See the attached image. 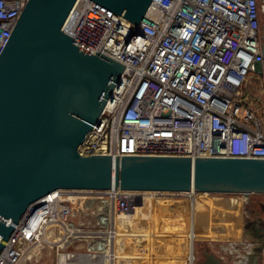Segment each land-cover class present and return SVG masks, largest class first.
<instances>
[{"label":"built area","instance_id":"2783aa9c","mask_svg":"<svg viewBox=\"0 0 264 264\" xmlns=\"http://www.w3.org/2000/svg\"><path fill=\"white\" fill-rule=\"evenodd\" d=\"M27 1L0 0V52ZM62 29L79 47L125 65L81 156L264 158V104L256 108L244 95L254 79L264 81L255 0H151L138 25L77 0ZM72 191L53 190L28 208L1 249L0 264H21L45 240L60 248L88 242L85 252L62 250L56 264H97L80 255L105 260L117 251L111 202L131 194L99 190L95 198L103 199L108 217L80 227L72 221L82 211L68 197ZM54 232L57 239L48 240Z\"/></svg>","mask_w":264,"mask_h":264},{"label":"water","instance_id":"95a60500","mask_svg":"<svg viewBox=\"0 0 264 264\" xmlns=\"http://www.w3.org/2000/svg\"><path fill=\"white\" fill-rule=\"evenodd\" d=\"M76 1L28 0L0 52V251L28 208L56 189L264 192V158L80 155L125 65L63 31ZM90 1L135 25L151 3ZM255 4L264 59V0Z\"/></svg>","mask_w":264,"mask_h":264},{"label":"rangeland","instance_id":"374dc122","mask_svg":"<svg viewBox=\"0 0 264 264\" xmlns=\"http://www.w3.org/2000/svg\"><path fill=\"white\" fill-rule=\"evenodd\" d=\"M244 95L251 105L261 107L264 104V81L254 79L245 88ZM72 192H77L68 193L69 197H76L74 207L82 209L72 217L76 226L90 227L100 216H107L108 211L104 207L103 199L95 198V194H101L103 191ZM126 192L131 195H122L111 202V221L118 238L117 251L113 252L115 264H189L186 235L191 230L192 214L196 230V239L192 244L195 264H198L204 253L218 254L223 257L224 264H242L240 255H246L248 248L243 244L229 247L226 241H222L229 239L233 242L232 239L238 237L244 240V230L232 227L230 221L222 222L218 217L217 212L221 213V210L215 202L226 194L194 192L191 197L189 192ZM234 196L240 205L245 195ZM254 207L259 208L258 203ZM245 234L249 236L246 240L251 244L254 241L253 236L247 232ZM48 236V240L55 241L58 234L54 232V235ZM57 244L48 243L46 240L41 242L38 247L30 250L21 264H56L58 253L62 250L85 252L88 247L87 241L66 243L63 248Z\"/></svg>","mask_w":264,"mask_h":264},{"label":"flooded vegetation","instance_id":"af4514ba","mask_svg":"<svg viewBox=\"0 0 264 264\" xmlns=\"http://www.w3.org/2000/svg\"><path fill=\"white\" fill-rule=\"evenodd\" d=\"M224 194L226 195L217 199L215 202L221 210V213H224L222 215L220 213L218 216L220 217L219 219H221L220 221H227V223L230 221V225L232 227H239V224H241V226L245 227L247 233L253 236L254 240L258 239L257 243L252 244V248L254 250L252 253L253 255L250 256L249 261L248 259L243 258L242 264H261L262 251H264V192H249L246 194L242 192H231ZM234 195H245L242 199V206L239 211L235 208V205L238 207V203H236L237 197ZM252 195H256L258 197H253ZM256 203H258L259 206L257 209L254 207ZM236 210L238 214H240V217L237 212H234ZM225 216L228 218L226 219ZM210 257L211 254L204 253L198 264H202Z\"/></svg>","mask_w":264,"mask_h":264},{"label":"crops","instance_id":"0c3cea01","mask_svg":"<svg viewBox=\"0 0 264 264\" xmlns=\"http://www.w3.org/2000/svg\"><path fill=\"white\" fill-rule=\"evenodd\" d=\"M192 201H193V199H192ZM238 203V202H237ZM240 206H242V202L240 203V205H239V203H238V207H235L236 209H238V211L240 210ZM234 208V209H235ZM235 213L237 212V210L236 211H234ZM217 214H219L220 215V213L219 212H217ZM222 214H224L223 212L221 213V215ZM237 214H238V212H237ZM193 215V214H192ZM192 215H190L191 216V218H190V222H191V226H192V221H193V218H192ZM239 215V217H240V214H238ZM242 229V231L244 230V232H243V235H244V240H240V238L238 237V239H232V241L233 242H231V241H229V239H225V240H222L223 242H227V245L230 247H235L237 244H243L245 247H247L248 249H246V251H245V254L246 255H240V257H241V259H240V263H242V260H243V258L245 259H248V261H249V259H250V256L251 255H253L252 253L254 252V250H253V248H252V244L254 243H257L258 242V239H255L254 241H252V243L251 244H249L250 242L249 241H247L246 240V238H248L249 236L247 235V234H245V232H247L246 230H245V227H243V226H241V224H239V227H238V229ZM238 236H239V234H238ZM231 240V239H230ZM247 242H246V241ZM215 241H218V240H215ZM249 242V243H248ZM246 243V244H245ZM228 247V248H229ZM227 248V249H228ZM213 255V254H212ZM110 257H114V256H112V255H109ZM215 258H217V259H219L220 260V264H224V262H223V257H221V256H219L218 254H216L215 253V255H213ZM107 258H108V256H107ZM261 264H264V251H262V258H261Z\"/></svg>","mask_w":264,"mask_h":264},{"label":"bare ground","instance_id":"6f19581e","mask_svg":"<svg viewBox=\"0 0 264 264\" xmlns=\"http://www.w3.org/2000/svg\"><path fill=\"white\" fill-rule=\"evenodd\" d=\"M116 189H119V188H116ZM189 193H190L191 197L194 196V193H191V192H189ZM201 194H204V193H201ZM186 236L188 238V243H187L188 256H187V259H188V263L191 264L192 257H193L192 244H193V242L196 239V230L194 228L193 222H192L191 230ZM109 255L114 256L112 252L111 253L109 252L108 254H106V259L105 260H100L98 257H94L93 259H91V256H88V255L87 256L80 255V258H82L81 260H84V261L86 260L88 262H89V260H93V262H98L97 264H115L114 259H113L114 257H110ZM107 256H108V258H107Z\"/></svg>","mask_w":264,"mask_h":264}]
</instances>
